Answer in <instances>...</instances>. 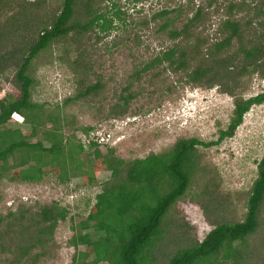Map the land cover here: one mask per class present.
I'll list each match as a JSON object with an SVG mask.
<instances>
[{"label": "rangeland", "instance_id": "rangeland-1", "mask_svg": "<svg viewBox=\"0 0 264 264\" xmlns=\"http://www.w3.org/2000/svg\"><path fill=\"white\" fill-rule=\"evenodd\" d=\"M25 1L31 3L33 0ZM38 1L36 6L25 5L31 7L27 11L41 19V25L48 23L59 11L61 0ZM198 1L101 0L95 4L101 11L115 3L122 11L124 22L114 19L108 33L94 28L75 42L69 32L39 51L28 68L32 79L30 99L41 104L44 114L58 113L63 125L61 134L74 143L77 140L81 144L86 142L83 136L88 135L90 129L83 133L81 127L107 131L112 127L114 138L122 136L107 148H112L114 155L123 159L166 151L178 138L216 140L218 131L225 128L229 120L233 98H247L264 91L263 75L257 71L240 72V60L227 77L220 78V83L210 85L194 84L182 74L163 70L165 63L142 70L145 63L151 64L155 55L172 42L165 31L157 29L162 19L159 16L152 19L153 14L165 6L170 9L177 3L192 5ZM0 2L4 8L0 13V30H8L11 28L8 17L19 8L18 1ZM208 10L210 16L204 22L203 34L213 40L214 36L220 37L214 32L218 19L225 15L223 8L216 13ZM75 11L78 13L75 17L84 21L80 2ZM191 11L193 9L188 11V16ZM30 22L18 29L12 28L18 33L8 34L5 50H10L16 41L20 42ZM254 30L255 34L264 31L255 26ZM251 31L246 30V37ZM232 49L234 45L227 53ZM12 72L13 68H8L0 74V96L15 91ZM96 80L102 84L99 90L84 97H73L77 90H83ZM116 116L120 117L114 118ZM7 124L10 128H19L23 134L30 130L29 124L11 116ZM50 126V121L45 122L29 137L30 142L41 139L40 131ZM43 145L47 143L44 141ZM197 150V171L184 194L169 208L157 237L143 252L144 264H166L174 251L200 240L213 224L242 219L249 188L256 175V162L264 156V102L249 107L232 136L209 146H198ZM18 160L15 153L8 159L5 172H0V264H71L73 248L67 242L72 234L71 225L86 217L109 171H92L93 179L86 183L78 175L59 181L57 171L46 165L37 181L23 182L9 178L11 166ZM51 203L67 209L65 219L57 222L51 239L44 244L43 255L33 262L31 256L17 261L12 224L18 221L13 217L21 215L23 224H31L32 227L27 228L31 233L40 208ZM258 216V227L242 244L239 264H264V201Z\"/></svg>", "mask_w": 264, "mask_h": 264}, {"label": "trees", "instance_id": "trees-1", "mask_svg": "<svg viewBox=\"0 0 264 264\" xmlns=\"http://www.w3.org/2000/svg\"><path fill=\"white\" fill-rule=\"evenodd\" d=\"M17 1L19 8L7 20L11 28L0 30V74L13 68L11 82L15 89L0 98V172H5L8 159L15 153L19 160L12 164L9 178L23 182L37 181L46 165L57 171L59 181L78 175L86 183L93 179L92 171L108 170L109 177L95 194L86 217L71 225L72 234L67 241L73 248L70 263L144 264L143 252L157 237L169 208L184 194L197 171V147L209 146L232 136L249 107L264 102V91L247 98L234 97L229 120L225 128L218 131L214 141L178 138L166 151L132 159L114 155L112 148H98L92 141L85 145L78 140L74 143L61 134L62 118L58 113L44 114L41 104L30 99V62L39 51L69 32H72L74 42L94 28L108 33L114 19L124 22L122 11L115 3L108 10L101 11L95 5L101 0H61L59 11L48 23L39 25L41 19L27 11L29 6L25 4L36 6L40 1ZM78 2L82 6L84 21L75 17ZM2 6L0 4V13L4 12ZM7 7L11 9L9 3ZM209 8L213 13L223 8L225 15L218 19L214 32L220 37L214 36L213 40L203 34L204 22L210 16ZM237 13L241 14L237 16ZM157 16L162 19L157 29L165 31L172 42L155 55L151 64L145 63L142 70L165 63L163 70L182 74L194 84L210 85L220 83V78L227 77L237 67L236 61L240 60V72L257 71L264 76V31L255 34L254 30V26L264 29V0H199L192 5L177 3L170 9L162 7L152 19ZM29 22L28 31L20 37V42L16 41L10 50H5L8 34L18 33L12 28L18 29ZM174 23L177 25H172ZM247 29H252L249 37L245 35ZM233 45L235 49L227 53ZM101 87V82L96 80L83 90H77L73 97H84ZM119 108L123 110L124 106ZM13 112L30 125L26 134L19 128L8 126ZM117 117L120 116L114 118ZM49 121L51 126L40 131L41 139L30 142L29 137ZM81 129L87 133L91 127ZM44 141L47 146L43 145ZM86 147L88 149L84 150ZM83 150L84 155L81 156ZM255 169L242 219L213 224L200 240L174 251L166 264H239L244 240L259 225L258 212L264 201V156L256 162ZM66 215L67 209L56 203L42 206L38 218L33 221L31 233L27 232L31 224H23L21 215L13 217L18 221L12 224L15 226L12 232L16 239L17 261L31 256L33 262L43 255L44 244L51 239L57 222L64 220ZM35 248L39 250L34 251Z\"/></svg>", "mask_w": 264, "mask_h": 264}, {"label": "built area", "instance_id": "built-area-1", "mask_svg": "<svg viewBox=\"0 0 264 264\" xmlns=\"http://www.w3.org/2000/svg\"><path fill=\"white\" fill-rule=\"evenodd\" d=\"M4 94H2L0 96V98L3 96ZM10 116L14 119H16L18 122L22 121V117L19 116L16 113H12L10 114ZM111 130L112 127H110ZM115 128V127H113ZM111 130H104V128H95V129H90L88 132V135L85 134L83 136V139L86 140V142L82 143L83 145H85L86 143L92 141L94 142L98 148H107V147H111L112 144L114 143V139H117L118 137L122 136V134L116 136L115 138L113 137L112 131ZM94 132V133H93ZM83 142V141H82Z\"/></svg>", "mask_w": 264, "mask_h": 264}, {"label": "clouds", "instance_id": "clouds-1", "mask_svg": "<svg viewBox=\"0 0 264 264\" xmlns=\"http://www.w3.org/2000/svg\"><path fill=\"white\" fill-rule=\"evenodd\" d=\"M13 113H15V112H13ZM17 114V113H16ZM19 115V114H18ZM20 116V115H19Z\"/></svg>", "mask_w": 264, "mask_h": 264}]
</instances>
